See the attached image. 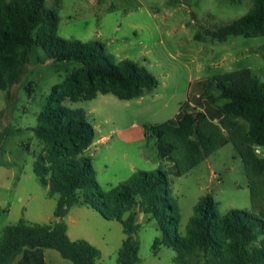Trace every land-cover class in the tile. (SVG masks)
<instances>
[{"label":"rangeland","instance_id":"1","mask_svg":"<svg viewBox=\"0 0 264 264\" xmlns=\"http://www.w3.org/2000/svg\"><path fill=\"white\" fill-rule=\"evenodd\" d=\"M52 5L53 0H46V7ZM251 6L252 0H63L60 8L59 37L83 40L100 26L103 39L88 40L104 42L116 62L128 59L146 66L158 80L153 91L138 98L121 100L104 94V98L93 100L67 98L63 104L84 108L95 136L110 137L109 143L98 144L86 153L92 154L102 192L118 187L138 171L156 170L161 164L171 172L182 235L203 196L212 195L221 214L232 209L260 214L264 206V169L252 174L239 152L250 146L253 156L264 161V146L250 144L245 120L208 119L201 125L206 138L199 140L191 133L185 144L182 137L165 128L163 143L176 147L174 158L166 163L159 156V138L150 130L176 118L181 106L198 95L197 89L202 88L199 81L246 68L264 81V36H231L226 41L212 36L220 27L246 15ZM111 9L116 10L107 13ZM80 69L75 61L49 58L35 44L18 81L0 89V239L3 229L20 219L42 224L55 221L59 195H50L34 172L36 156L45 145L32 128L53 88L66 84ZM194 107L192 102L188 113L201 111ZM204 142L210 150L204 148ZM250 183L256 190L255 201ZM74 208L66 221L71 234L95 244L91 243L101 251L100 264H119L118 251L126 238L122 223L91 206ZM133 210L139 212L140 229L135 236L140 246L138 264H177L172 248L161 246L154 253V241L161 237L156 220L138 205ZM54 253L62 260L59 252ZM197 257L189 262L194 263ZM48 259L47 264H73Z\"/></svg>","mask_w":264,"mask_h":264},{"label":"trees","instance_id":"2","mask_svg":"<svg viewBox=\"0 0 264 264\" xmlns=\"http://www.w3.org/2000/svg\"><path fill=\"white\" fill-rule=\"evenodd\" d=\"M45 2L0 0V89L6 90L18 81L35 44L55 61H75L81 65L66 84L53 88L47 105L38 115L37 125L32 128L35 137L45 145L43 152L36 156L34 172L48 187L50 195H59L55 221L42 224L20 219L16 224L7 225L0 239V264L15 261L45 264L44 249L47 248L58 251L73 264H97L101 251L87 240H72L67 233L64 218L75 206H91L103 216L120 221L126 238L117 261L138 264L140 246L135 236L140 229L139 212L133 210L137 205L150 219L156 220L161 231V237L153 244L154 253L161 246L172 248L177 264H264V206L260 214L242 209L221 214L213 196H203L194 206V215L182 235L171 172L162 164L156 170L136 172L108 192L101 191L92 157L86 154L94 142L95 128L85 109L70 108L63 102L67 98L93 100L99 94L130 100L153 91L158 80L146 66L135 61L116 62L102 41L59 37L63 0H53L51 7H46ZM212 36L220 41L231 36H264V0H252L246 15L220 27ZM261 56L264 59V45ZM199 83L202 88L197 89L198 95L181 106L176 118L150 128L159 138L157 145L163 161L174 158L176 149L172 143H163L165 128L170 134L182 137L185 144L191 133L197 139L206 138L201 125L208 119H243L248 123L250 144L264 146V81L246 68ZM192 102L194 108L203 111L188 113ZM203 146L210 150L209 144L204 142ZM249 147L241 148L240 156L252 174L255 170L261 173L264 161L254 157ZM1 151L0 146V156ZM251 192L255 201L253 187ZM193 256L198 259L190 263Z\"/></svg>","mask_w":264,"mask_h":264},{"label":"crops","instance_id":"3","mask_svg":"<svg viewBox=\"0 0 264 264\" xmlns=\"http://www.w3.org/2000/svg\"><path fill=\"white\" fill-rule=\"evenodd\" d=\"M116 10V9H115ZM114 9L112 10V11H107V13H109V12H113V11H115ZM133 11V10H132ZM131 12V11H130ZM104 14V13H103ZM102 15V14H101ZM96 17H98V16H96ZM95 17V18H96ZM61 22H62V17H61ZM103 30H102V28L100 27V26H98L97 28H96V32H88V34L86 35V36H84L82 39L85 41V40H88L90 37H97V39H103V37H104V33L102 32ZM106 95V94H105ZM98 98H100V99H102V98H104V94H99L95 99H98ZM84 109V108H83ZM201 111H203V109H200ZM88 114V113H87ZM89 116V115H88ZM110 142V137L108 136V135H102L100 138H97L96 136H95V139H94V142H93V144L90 146V148L86 151V153H88L89 151L91 152L92 151V149H93V147L94 146H96V145H98V144H106V143H109ZM89 156H92V154L90 155L89 154ZM164 163H166V161H164ZM47 189H48V187H47ZM73 209H75L74 207L73 208H71V210L69 211V213L67 214V216L64 218V221H65V223H67L66 221H67V217H69L70 216V214L72 213V211H73ZM52 223V222H51ZM67 233H68V235H69V237L72 239V240H78V239H80L78 236H73L72 234H71V232H70V230H69V225L67 224ZM87 241H89L90 243H92V244H94L90 239H87ZM95 245V244H94ZM55 252V250L53 251V249H44V259H45V264H47V262L46 261H49V259H48V257L50 256L51 258H52V260L53 261H70V260H68V259H65V258H63L62 257V260H60L59 259V257H58V255H56V253H54ZM56 252H58V251H56ZM60 254V253H59ZM100 258L98 259V261H97V264H100ZM73 263V262H72Z\"/></svg>","mask_w":264,"mask_h":264}]
</instances>
